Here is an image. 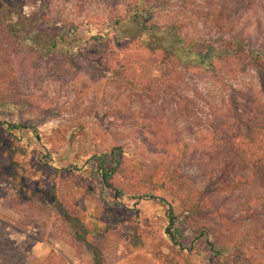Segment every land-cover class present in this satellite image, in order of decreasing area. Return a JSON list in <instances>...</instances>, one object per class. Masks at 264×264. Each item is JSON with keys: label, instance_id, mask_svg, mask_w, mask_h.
<instances>
[{"label": "rangeland", "instance_id": "1", "mask_svg": "<svg viewBox=\"0 0 264 264\" xmlns=\"http://www.w3.org/2000/svg\"><path fill=\"white\" fill-rule=\"evenodd\" d=\"M46 2L45 22L50 23L44 28L46 35L53 34L54 26L69 30L70 36L59 41L48 56L29 63L28 76H19L20 84L12 93L19 105L15 119L45 138L54 152L56 169L119 148L124 158L134 162L135 169L156 173L154 184L139 186V191L149 188L167 198V192L162 190L167 172L175 179L189 178L202 194V204L198 212L190 215L180 206L176 212L188 215L184 224L193 231L201 225L211 228L217 237L216 247H222L227 256L209 260L211 252L202 240L194 242L188 256L171 250L161 233L165 226L163 210L151 202L131 206L129 211L118 210V227L102 232L92 245L77 242L71 246L60 238V228L53 225V220L37 219L25 210H11L0 200V244L9 241L17 252L28 253L29 261H40L54 251L66 264H264V192L254 185L240 184L211 194L203 188L206 182L202 169L204 149L209 144L204 140L207 123L217 118L223 106L227 107L231 90L242 112L252 109L254 100L260 104L258 79L252 72L213 76L184 63L187 57L196 61L195 54L213 52L221 39H246L253 46L264 45V9L251 7L233 14L229 0ZM40 5L39 0H0L7 24H13L16 31L28 27L31 13ZM151 8L155 9L152 23L167 28L165 35L169 32L181 37L187 47L184 60L177 64L178 81L157 98L153 96L156 88L149 97L132 92L125 82L129 76L119 77L116 66L103 65L123 49L126 53L138 51L139 44L127 39L139 28L126 19L137 13L140 21ZM89 31L108 32V41L104 45L89 41ZM147 37H139V43ZM157 75L153 71L149 79ZM14 137L10 143L21 151L25 149L27 162V149L32 144L30 132H15ZM33 170L31 189L37 182L51 178L48 174H33ZM73 175L72 180L62 175L56 179L62 198L72 216H84L85 224L94 222L96 185L86 178L87 173ZM138 178L128 184H137ZM235 180L232 177L225 184L232 185ZM183 244L189 246V241Z\"/></svg>", "mask_w": 264, "mask_h": 264}, {"label": "trees", "instance_id": "2", "mask_svg": "<svg viewBox=\"0 0 264 264\" xmlns=\"http://www.w3.org/2000/svg\"><path fill=\"white\" fill-rule=\"evenodd\" d=\"M39 1L40 7L35 9V13H31L29 25L22 31H16L13 24H7L8 18L0 9V200L11 210H25L37 219L53 220V225L57 224L60 228V238L71 246L77 242L92 245L91 242L102 232L116 229L118 210L129 211L131 206L135 207L142 202L156 203L163 210L165 218L162 237L171 250L188 256L194 249V242L202 240L211 252L209 260L226 257L225 250L216 247L217 237L211 228L201 225L197 227V231H193L191 226L184 224L189 219L188 215L180 216L176 212V208L180 206L189 211L190 215L198 212L202 204V194H199L195 182L189 178L175 179L167 172L162 184L167 198L149 188L139 191V186L154 184L152 180L156 173H144L139 167L135 169L134 162L124 158L119 148L92 155L77 165L56 169L53 167L54 152L45 138L35 128L15 119V109L19 105L15 103L12 93L17 84H20L19 76H28L29 63L48 56L59 41L70 36L69 30L58 29L53 25V34L46 35L44 28L47 29L50 25L45 22L44 16L47 2ZM229 1L233 6V14L245 12L251 7L264 9V0ZM154 12V8L147 9L140 21L137 13L127 17V23L139 28L127 39L130 43L136 41L139 44L138 51L126 53L123 49L103 65L107 68L116 66L119 77L129 76L125 82L132 92L149 97L156 88V95L153 96L157 98L178 81L177 64L181 59L184 60L187 47L181 37L169 32L165 35L167 28H159L152 23ZM157 32L161 34L160 37L156 35ZM88 34V40L97 45H104L108 41V32L100 34L89 31ZM141 36L151 37L139 43L138 38ZM144 51L146 55L141 54ZM207 54H195L196 61H189L187 57L184 63L189 65L185 66L196 65L204 72H211L213 76L223 74L234 77L255 73L262 102L257 104L254 100L252 109L242 112L231 90L227 107L223 106L217 118L209 115L210 120H213L205 127L204 140L209 144L203 155L205 166L202 169L206 182L203 188L215 194L231 186L238 188L242 184L254 185L264 192V45L253 46L246 39H221L218 47ZM153 71L158 75L150 80L149 76ZM20 131H29L32 140L27 149L30 154L27 162L24 161L25 149L21 151L10 143L12 139H16L14 133ZM191 165L193 167L195 164L192 162ZM32 169L33 174L41 177L48 174L51 178L41 180L37 185L33 183L35 186L31 189ZM152 169L156 170L157 166L153 165ZM81 172L88 174L86 178L96 185L98 191L95 221L87 224L84 216H72L62 198V189L56 182L60 175L72 180L73 174L80 175ZM140 172L142 175H139ZM137 176L138 183L130 186V180H136ZM232 177H236V182L232 185L225 184ZM123 181L127 183L124 184ZM185 240L189 241V246L183 244ZM28 256V253L17 252L7 240L0 244V264H66L64 258L54 251H50L40 261H29ZM232 258L236 260L235 257ZM206 264L212 263L207 261Z\"/></svg>", "mask_w": 264, "mask_h": 264}]
</instances>
